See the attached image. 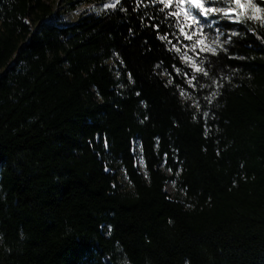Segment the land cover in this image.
Instances as JSON below:
<instances>
[{
  "label": "trees",
  "instance_id": "16d2710c",
  "mask_svg": "<svg viewBox=\"0 0 264 264\" xmlns=\"http://www.w3.org/2000/svg\"><path fill=\"white\" fill-rule=\"evenodd\" d=\"M64 1L0 0V264H264V25L204 75L157 0Z\"/></svg>",
  "mask_w": 264,
  "mask_h": 264
},
{
  "label": "snow or ice",
  "instance_id": "6c2138e0",
  "mask_svg": "<svg viewBox=\"0 0 264 264\" xmlns=\"http://www.w3.org/2000/svg\"><path fill=\"white\" fill-rule=\"evenodd\" d=\"M120 0H115V3L109 4L106 7L115 8ZM158 3L162 4L163 7L160 11L165 9H172L171 12L165 13L171 17L175 18L176 26L179 27L180 32L184 35L185 39L192 40L193 35L185 32V27L200 28V35L195 40L193 48L203 45L200 50L204 52H209L212 55H216L217 47L219 46L216 40H211L208 43H205L208 40V37L203 34L204 25L201 23V18L204 21H207L209 17L219 16L221 19H232L237 22H240L242 19L244 21L255 20L259 21L264 25V10L257 6V3L254 0H157ZM260 3H264V0H259ZM215 5H224L223 7ZM213 23L215 21H212ZM208 27H211V24H207ZM160 39L166 40L167 36H161ZM213 45H216L214 47ZM178 52L180 49H176ZM187 56L186 53L182 55V59ZM191 58H187L186 62ZM197 72H201L204 75L208 73L201 67L197 65H192ZM191 83V81H189ZM183 95V93H182ZM216 93H213L215 96ZM206 115V113H205Z\"/></svg>",
  "mask_w": 264,
  "mask_h": 264
},
{
  "label": "rangeland",
  "instance_id": "374dc122",
  "mask_svg": "<svg viewBox=\"0 0 264 264\" xmlns=\"http://www.w3.org/2000/svg\"><path fill=\"white\" fill-rule=\"evenodd\" d=\"M45 1L49 2L55 10H59L65 19L70 20V21L76 20L77 15H78L77 10L73 9V8H68L67 4L65 3L64 0H45ZM76 5L78 8H88L86 3H77ZM93 9L96 11H100L102 9V6L96 5L93 7ZM212 21H214V19H209L207 21H204L203 18H201V23L204 25L203 34L208 37V40H206L205 43H208L211 40H216L218 42V44L220 45L221 32L218 30V28L216 26H214V23ZM209 23L211 24V27L207 26V24H209ZM200 31H201L200 28H196L195 26L193 28L185 27V32H187L188 34L193 35V33L195 32V35H193L192 40L185 39L184 35L181 34L182 40L180 43H181L182 47L184 48V50H182V55L184 53L187 54V56L183 59V61H185V63L189 66H192L193 62L191 59L188 60V62H186V59L189 57L191 58V55L193 53H196V51L200 50V48L203 46V45H201V46H197V47L193 48L195 40L200 35ZM213 46L216 47V45H213ZM182 55H181V57H182ZM138 165L140 167H142L140 160L138 161ZM166 187H167V190L169 193L173 192L174 186H173V183L171 181H167Z\"/></svg>",
  "mask_w": 264,
  "mask_h": 264
}]
</instances>
